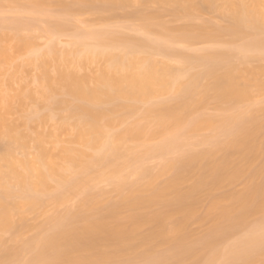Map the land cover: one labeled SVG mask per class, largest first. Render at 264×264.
I'll list each match as a JSON object with an SVG mask.
<instances>
[{"label":"bare ground","instance_id":"bare-ground-1","mask_svg":"<svg viewBox=\"0 0 264 264\" xmlns=\"http://www.w3.org/2000/svg\"><path fill=\"white\" fill-rule=\"evenodd\" d=\"M70 1L0 0V8L8 3L17 14L45 17L40 20L43 27L36 25L37 16L26 20L17 15L11 21L0 20V77L4 76L6 88L0 85V141L11 143L0 153V180L5 175L11 176L24 192L22 202L10 206L0 201V231L14 232L16 214L24 208L35 210L42 206L39 195L48 191L49 178L58 169L47 165L49 153L43 144L49 140L58 144L62 134L72 135L70 144L87 149L63 146L60 159L65 165L62 171L83 162L86 171L105 164L111 169L109 177H115L120 170V161L130 163L151 154L180 152L179 149L190 142L188 134L197 135L202 131L214 134L196 139L195 143L206 148H193L181 152L177 158L165 159L157 173L141 168L138 174L147 178L145 182L132 184L123 180L116 183L120 199L105 213L100 212L101 204L86 198L83 207L93 213L99 212L97 216L68 211L65 215L50 217L48 232L27 240L17 236L21 245L2 248L0 264H133L129 255L135 251L133 243L137 240L141 241L145 256L154 254L158 246L166 245L167 254L159 256L158 260H171L172 264H187L188 260H194L193 264H209L199 259L208 250L214 252V258L224 256L234 264H253L254 253L261 252L264 245V220L249 222L251 216L264 211V160L255 167L257 161L264 158V109L246 103L252 99L254 90L264 91L261 79L264 67L230 66L219 71V59L227 52L205 51L197 58L206 67L205 72L182 81L171 67L157 62L154 55H181L172 49V43L188 40L192 27L175 29L164 23L154 24L153 20L160 15L146 12V7L152 3L171 6L175 14L191 20L204 5L211 9L224 5L236 25L219 31H237L247 18L264 21V0ZM52 5L59 7L65 18L53 15L56 18L52 20L54 17L45 12V7ZM129 7L136 8L128 17L139 19L145 38L119 31L83 30L67 18L89 9L96 10L104 18L102 14H115ZM31 30L43 31L54 38L72 30L71 49L60 50L54 40L39 48ZM27 31L30 34L23 33ZM5 42H14L13 53L24 56L21 61L10 53ZM262 46L264 39H258L246 43L241 50ZM181 56L185 63L192 58ZM101 63L104 66L98 72H85L86 68L101 66ZM27 66L41 72L36 80L41 86L39 94L43 104L36 105L33 110L25 106L27 102L37 103L35 93L26 87L14 88L26 74L24 68ZM167 93H175L176 101L160 98ZM211 93L220 114H197V109L208 101ZM13 111L21 112L26 128L32 123L44 122L51 112H56V132H40L34 139L40 149L35 161L17 156V150H26L32 138L9 121L8 116ZM128 115L135 117L133 122L128 121ZM157 139L160 141L155 146L143 145L146 147L143 155L133 152L125 156L129 143L140 145ZM35 171L37 176L32 179L31 173ZM165 174L171 176L158 184L157 179ZM241 178L247 180L243 191L211 196V191ZM189 181L192 185L185 189ZM60 182L53 192L55 201L67 184ZM205 195L210 202L200 217L199 205ZM122 209L128 210V216L121 215ZM208 219L213 221V227L204 236L193 239L188 231L191 222ZM146 227L149 231L143 234ZM244 230L248 236L225 252H217L226 237ZM105 247L112 250H105ZM25 254L30 256L24 259Z\"/></svg>","mask_w":264,"mask_h":264},{"label":"rangeland","instance_id":"rangeland-1","mask_svg":"<svg viewBox=\"0 0 264 264\" xmlns=\"http://www.w3.org/2000/svg\"><path fill=\"white\" fill-rule=\"evenodd\" d=\"M68 2L70 3L71 1L68 0ZM219 5H221V3ZM146 8V12L148 11L159 13L160 17L153 20L154 24L164 23L167 26L173 27L175 29L192 27L190 31L191 37L188 40H177L176 42L172 43V49L174 51H176L177 53H181V55H188L192 57L191 60H189L187 63L184 62V56L182 57L181 55L169 57H165L162 54L154 55V59L157 62L165 63L169 67H171L174 70V75L179 77V79H181L182 81H187L188 78L193 74L205 72L206 67L197 60V58L200 57L205 51L218 53L227 52V55L219 59V63H221L219 71H222L223 69L230 66L252 69L264 67V46L243 51L241 50L242 46L246 43L254 42L258 39H264V21L261 18H259L258 20L254 18H247L245 22L241 24V29L237 31H232L233 29H231V31H219V29L233 28L236 25L235 19L228 13L224 5H221L220 8L216 9H211L208 6L204 5L202 8H199L195 12L194 17L191 20L184 18V16H182L181 14H175L174 7L171 6L152 3L147 5ZM135 10V7L120 9L116 11L115 14H102L104 18H101L99 12L89 9L82 13L76 14L73 17L67 16V18L74 20L77 26L83 30L100 29L119 31L131 36L145 38L146 34L140 28L141 23L139 19L135 17H128V14L134 13ZM45 12L46 14H50L52 16L55 15L59 19H61L62 17L65 18L63 11L55 5L45 7ZM17 15L18 17L21 16L22 19L26 18V20L30 19L29 17L37 16V19L35 18L36 25L38 24L37 26H42L43 24L40 20L45 18L38 15L32 16V14L30 15L23 12L22 15L21 13L17 14V11L8 3H5L3 7L0 8V20L2 21H11L13 19H16ZM56 17L51 19L54 20ZM38 20L40 22H37ZM204 25H206L207 28L203 29ZM72 32L73 31L71 30V32H68L60 38H54L43 31L36 32V30L32 31L31 34L35 36V41L39 48L45 47V45L51 42V40H54L60 50H66L71 49L72 37L70 36L72 35ZM23 33L28 34L29 32L27 31ZM208 35L217 36L215 38H208ZM150 36L154 37L153 35ZM90 42L91 41H88V43ZM3 44L9 48L10 53H13L12 46L14 45V42H5ZM13 54L15 56H18L15 53ZM23 57L24 56L19 57L20 61L23 59ZM103 66V63H101V66L93 65L86 68L85 72H98ZM27 67L24 69H27L28 72L27 70H24V72L26 71V74H23L24 77L22 76L20 81L14 85V88L19 90L22 87H26L35 93V95L38 97L37 103L27 102L25 106V109L33 110L36 105L43 104V101L40 98L39 94L41 86L39 85V81L36 80L38 76H41V72L33 66ZM9 70L12 72V69ZM52 75L54 76L53 72ZM2 79V83L0 84L1 88L6 89L3 85L5 80L4 76ZM261 79L264 80V76H262ZM202 81L209 83L211 82L210 79H202ZM175 95V93H167L160 98L165 101L171 100L175 102ZM212 97L213 93L210 94L208 101L202 107L197 109V114H220L221 111L219 110L217 103ZM174 98L175 100H172ZM246 105H252L256 109H264V91L254 90L252 99L248 101ZM140 106L143 107L145 105L140 104ZM55 114L56 112H51L50 117H48L44 122L32 123L29 128H26V126L24 125V119L21 112L13 111V113L8 116L9 121L15 123L18 126V130L20 132L29 135L32 138L30 139L27 146L28 148L26 150H17V156L20 159L25 158L31 162L36 160L40 149L34 139H36L37 134L40 132L46 134H53L56 132L58 120ZM127 118L129 122H133L135 117H130V115H128ZM211 134H214V132L212 133L209 131H202L197 135L192 133L188 134L190 142L182 146L179 149L181 150L180 152H171L164 155L151 154L141 158L140 160L132 161L130 163L120 161V170L116 173V175L114 174L115 177H109L111 175V169L105 164L101 166L91 167L88 171H86L84 165L85 163L83 162L62 171L61 168L65 165L60 159L61 148L63 146L87 150L82 145L75 143L70 144L72 135H60L58 137V144H55V142L51 140L45 142L43 144V147L49 153V158L46 161L47 165H54L58 169L57 171L53 172V174L49 178L48 191L46 193L42 192L39 195L42 206L40 208L37 207L35 210L24 208L21 213L14 216V220L16 223V229L14 230L15 234L13 231H0V251H3L7 248L19 247L21 245L19 239L27 240L38 235L39 233L48 232L50 228L49 219L50 217H53L55 215H65L68 211H80L85 216H97L99 212L93 213L92 211H88L83 207V203L86 198L89 201L98 202L99 205L101 204L102 207L100 208V212L103 210L102 213H105L107 208L111 204L118 202L120 199V194L116 188V183L123 180L132 184L145 182L147 178L138 174L141 168H145L150 172L157 173L159 172L165 159L177 158L181 152L189 151L193 148H206L207 146L201 145L198 142L195 143V141L200 137L209 136ZM159 141L160 140L157 139L148 141L140 145L129 143V150L125 153V156L130 155L133 152L139 155H143L146 148L143 145L147 144L148 146L152 147L155 146ZM8 145H11L9 141H0V153L1 150ZM12 145L15 146L14 144ZM88 152L93 154V152L91 151ZM263 160L264 158H260L257 161L255 167H259L262 164ZM127 166H130V168L123 171ZM31 176L32 179H35L37 176V172L35 171L31 173ZM170 176V174L162 175L157 179L156 182L158 184H162ZM63 181L67 184L62 187L58 196L59 198L57 201H55L53 199V197L55 196L53 192L57 188L59 182L63 183ZM246 182L247 180L245 178H241L235 183L226 184L220 189L211 191L210 194L213 197H220L233 192H241L245 189ZM191 185L192 181H189L184 185V188L188 189ZM8 191H10V194H7ZM23 195V187L18 184V182L11 176L5 175L2 180H0V201H4L11 206L14 204V202H22ZM209 202L210 198H208L207 195L203 196L198 210V215L200 217L205 214ZM128 214L129 212L127 209H122L121 215L123 217L128 216ZM263 220L264 211L249 218V222L251 224ZM212 227L213 221L211 219L204 221L194 220L189 225L188 231L192 235L193 239H198L204 236ZM148 231L149 228L146 227L142 230V233L144 234ZM247 233L248 232L244 230L226 237L223 240L221 246L218 248L217 252H225L228 247L237 244L242 237L248 236ZM17 236H19V239L16 238ZM133 245L137 248H135V251L129 255L133 264H172L171 260H158L159 256L167 254L169 249L166 245L158 246L155 249V253L148 256H145L146 251L141 247V241H134ZM2 248L3 250H1ZM104 249L112 250V248L110 247H105ZM260 250L261 252L254 253L253 264H264V245ZM1 253L2 252H0V255ZM213 255V251H204L200 255L199 259L203 262L209 261V264H234L228 257L223 256L214 258ZM29 256L25 254L24 259L28 258ZM193 262L194 260H188L187 264H193Z\"/></svg>","mask_w":264,"mask_h":264}]
</instances>
